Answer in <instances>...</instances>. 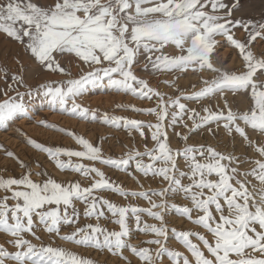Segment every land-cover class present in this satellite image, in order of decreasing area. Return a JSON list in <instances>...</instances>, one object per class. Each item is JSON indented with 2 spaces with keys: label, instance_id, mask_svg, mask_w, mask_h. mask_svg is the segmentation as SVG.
<instances>
[{
  "label": "snow or ice",
  "instance_id": "obj_1",
  "mask_svg": "<svg viewBox=\"0 0 264 264\" xmlns=\"http://www.w3.org/2000/svg\"><path fill=\"white\" fill-rule=\"evenodd\" d=\"M244 8L242 0H0V35L18 43L41 71L62 76L33 88L18 56L16 70L0 65L5 81L0 127L27 118L26 97L35 92L69 115L99 118L144 141L142 150L126 146L113 156L83 135L39 121L72 137L80 150L46 147L35 140L30 144L87 184L81 179L58 182L45 170L35 172L45 179L34 180L29 164L5 149L25 171L18 177L0 175V264H99L56 245V238L106 252L124 264H133L131 256L139 264H264V48H254L264 44V7L259 18L246 15ZM238 29L242 37L236 35ZM220 38L237 51L239 69L216 61ZM65 57L69 62L62 64ZM189 72L198 80L181 86ZM104 81L118 93L152 102L147 107L118 103L116 109L154 119L100 113L78 102ZM230 95H243L247 103L240 107ZM203 132L213 137L223 132L232 151L189 143ZM171 135L182 146L173 147ZM237 146L245 150L237 153ZM97 164L124 172L136 188L109 178ZM102 192L117 194L125 203ZM140 199L146 206L133 202ZM81 215L95 222L80 225ZM170 215L204 231L170 227ZM64 227L72 231L62 233ZM133 229L149 238L133 244ZM41 231L51 239L45 241ZM170 233L183 250L169 245Z\"/></svg>",
  "mask_w": 264,
  "mask_h": 264
},
{
  "label": "rangeland",
  "instance_id": "obj_2",
  "mask_svg": "<svg viewBox=\"0 0 264 264\" xmlns=\"http://www.w3.org/2000/svg\"><path fill=\"white\" fill-rule=\"evenodd\" d=\"M47 2V0H44ZM245 5L244 11L248 16H255L259 18V13L261 8L264 7V0H242ZM239 15V13H237ZM237 36H243L244 33L242 30H236ZM221 39L222 47L216 53L215 59L218 63H220L223 67L230 69V70H237L241 66V60L238 56L237 51L230 48L227 43ZM260 44L256 43L254 48L257 52L261 51L259 48ZM264 45V44H262ZM258 46V47H257ZM224 49L228 50V54L224 58H219L218 53L223 51ZM169 51H172L169 49ZM19 57L24 64H25V80L26 82L35 88L39 83L44 82L45 80L49 79H60L62 76L52 74L49 71H41L36 63L30 58V56L25 53L22 47L14 42L11 39L5 38L3 35H0V65H6L12 70H16L17 66L14 63V59ZM143 60V57H141ZM69 58L65 57L62 59V64L68 63ZM73 67L72 71L75 74L78 71L76 67L75 61L72 62ZM85 70H87V66H84ZM138 75L147 76V73L137 71ZM207 75V74H206ZM198 80L197 75L192 74L189 72L187 75L183 76L179 83L181 86H188L191 82H195ZM155 83V80H153ZM5 81L0 74V92L4 90ZM23 90V89H21ZM165 91H169L171 94V90L164 89ZM230 101H234L235 104H238L240 107H244L247 103L246 98L243 95L236 96L233 98L231 95L229 96ZM26 101L29 105V114L27 118H20L15 120L14 122H9L6 126L0 127V145L4 147L0 148V175L5 177L8 176H16L18 177L22 172L25 170L19 167L18 163L13 159L9 158L5 154V149L15 152L21 160H24L29 166L33 169V179L34 180H43L46 177L43 176H36L35 172L37 170H45L49 176L59 181H74L76 179H81L82 183L87 184V180H83L78 174H75L71 171L67 170H60L56 167L54 161L50 160L46 153L35 149L31 144L30 140H35L37 143L43 144L46 147H69L72 149L80 150V146L75 143L74 139L59 130H55L50 127H45L39 123L41 120H46L50 124H55L58 128H66L74 131L79 135H83L85 138L89 139L92 143L97 145H102L105 154H111L113 156H118L119 154L125 152L127 150L126 146L131 147H139L142 150L143 147V139L139 137V135L135 132L129 136L127 130L120 128L116 129L112 126L106 125L103 123L99 118L96 120H82L72 115H69L66 110L61 109V107L56 104H50L48 101L43 100L42 97L37 95L35 92L31 98L26 97ZM78 102L91 107L99 109L100 113L109 112L110 114L115 115H123L129 118H137V119H145V120H153L154 117L148 116L146 114L135 113L129 109H116L115 105L118 103H133L136 104L138 107H147L151 106L152 102L147 100H141L137 97L122 94L114 91L113 89L107 86V82L104 81L103 83H98L94 87L90 89L88 93L78 99ZM209 101H205L208 103ZM211 103L215 104L216 101H211ZM190 107H197L199 106L195 103H190ZM68 107V106H65ZM54 115L64 116L67 117L68 122L62 123L57 119H54ZM99 115V114H98ZM38 126L40 129L38 131H30L28 129V125L31 124ZM40 131H43L40 132ZM147 131V130H146ZM171 129H169V133L171 134ZM177 131H182L181 128H177ZM11 137L16 140V144L13 146L6 142L5 137ZM189 143H204L206 145H213L216 146L219 150L222 151H232L233 145L232 142L226 137L223 132H221L218 136H211L207 132L197 133L196 135L192 136ZM171 144L173 147H180L182 146V142L179 140L178 137L171 135ZM17 145V146H15ZM148 145L151 146L150 137L148 139ZM245 149L240 148L237 146L236 151L237 153L244 151ZM251 155V154H250ZM66 159V158H65ZM74 160L76 158H73ZM37 162L40 165V169H37ZM85 163H89L88 161H84ZM6 166V169H5ZM97 167H101L103 171L108 175L109 178L115 179L119 182H122L125 186L129 187L130 189H135L136 184L134 181L124 172L114 170L108 166L97 164ZM182 168L184 167L183 162L181 161ZM247 167V165H245ZM131 171V169H129ZM60 172V174H59ZM62 176V177H61ZM149 182L145 181L147 186ZM152 186L155 187L156 183L151 182ZM4 195L3 192H0V196ZM100 195H104L115 202L118 203H125V201L119 197L117 194H113L110 192H102ZM133 202L139 203L142 206H146L147 202L143 199L134 200ZM178 202L184 204L188 203L181 198H178ZM78 207L83 209V205L78 203ZM146 219L147 218L145 217ZM170 227L175 226L178 229H194L199 231H204L203 229L199 228L188 222L186 219H181L176 215H170L168 217ZM85 222H95L94 218L87 219L81 215L80 218V225H83ZM101 223L104 224L111 230H118V226L114 223L109 221L101 220ZM72 231L70 227L62 228V233H69ZM135 232V229H133ZM43 236L45 241H49L51 237H49L46 233L41 231L39 233ZM210 237V234H207ZM149 237L145 234L135 232L133 235L131 242L133 244L139 245L141 241L148 239ZM3 241V236H0V242ZM56 245L64 246L70 250L77 252L78 254H83L86 257L94 258L99 262V264H104L107 261V264H124L122 260H119L117 257L111 256L110 254L104 252L101 253L98 250H93L91 248H85L82 246H77L68 241H61L58 238L55 240ZM169 245L171 247L176 248L177 250H183L182 245H180L174 237L170 233L169 237ZM76 247V248H74ZM126 255H130V252L126 251ZM133 260V264H139L137 258L131 256Z\"/></svg>",
  "mask_w": 264,
  "mask_h": 264
},
{
  "label": "bare ground",
  "instance_id": "obj_3",
  "mask_svg": "<svg viewBox=\"0 0 264 264\" xmlns=\"http://www.w3.org/2000/svg\"><path fill=\"white\" fill-rule=\"evenodd\" d=\"M259 48L260 49L264 48V45L260 44ZM227 54H228V50L227 49H224L223 51H220V53H218L217 55H218L219 58H224ZM53 118L59 120L62 123L68 122L67 117H64V116L54 115ZM27 127H28V129L30 131H38V129H40L38 126L33 125L32 123L29 124ZM40 132L43 133V131H40ZM5 140H6L7 143L11 144L12 146L14 144H16V140L13 139V138H11V137H9V136L5 137ZM15 146H17V145H15ZM59 174H60V172H59ZM74 248H76V247H74Z\"/></svg>",
  "mask_w": 264,
  "mask_h": 264
}]
</instances>
